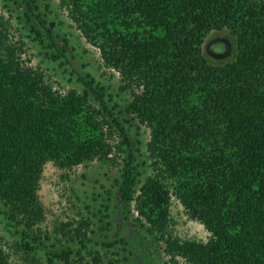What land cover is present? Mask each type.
Listing matches in <instances>:
<instances>
[{
  "label": "trees",
  "instance_id": "1",
  "mask_svg": "<svg viewBox=\"0 0 264 264\" xmlns=\"http://www.w3.org/2000/svg\"><path fill=\"white\" fill-rule=\"evenodd\" d=\"M61 3L99 49L105 66L120 74L122 90H136L129 113L151 131L152 173L142 183L137 168L146 163L134 166L138 158L131 153L129 134L96 92L94 80L80 78L82 93L57 92L42 72L21 66L9 45L10 22L0 14V200L30 229L39 225L38 192L46 165L72 169L95 160L114 162L104 132V124L113 122L131 147L117 181L122 207L128 212L135 204L167 256L187 264H264V0ZM26 7L34 17L30 3ZM41 17L35 18L44 24ZM225 30L236 37V56L213 65L202 47L210 33ZM50 38L52 57L59 61L54 51H63ZM117 149L126 153L122 146ZM173 197L210 233L207 242L173 235ZM75 224L78 250L58 252L52 246V262L71 264L76 254L77 264H128V257L107 261L95 250L84 255L92 244L91 219ZM42 234L35 241L48 250ZM31 245L24 241L28 250H38ZM0 264H12L1 247Z\"/></svg>",
  "mask_w": 264,
  "mask_h": 264
},
{
  "label": "rangeland",
  "instance_id": "2",
  "mask_svg": "<svg viewBox=\"0 0 264 264\" xmlns=\"http://www.w3.org/2000/svg\"><path fill=\"white\" fill-rule=\"evenodd\" d=\"M61 2L0 0V14L10 22L9 45L15 48V56L23 68L42 72L46 81L60 94H67L71 90L82 93L84 84L80 78L89 82L94 80L96 92L104 96L111 111L120 119V125L129 134L133 147L131 153L138 158L134 166L146 163L137 168L142 171L143 183L152 173L147 153L151 131L129 113L136 90H122L120 74L105 66L99 49L82 34L71 9ZM28 3L33 8L34 17L26 7ZM28 11L30 19L25 15ZM39 15L44 24L35 18ZM35 28L43 35L45 42H40ZM50 37L57 41L63 51V54L54 51L61 57L59 61L52 57L53 51L48 46L51 44ZM235 44L236 37L229 30L216 31L207 36L202 49L211 64L221 65L235 58ZM94 100L92 103L98 108L100 102ZM100 110L104 113L102 108ZM107 115L105 113L108 119ZM104 132L114 162L102 164L100 160H95L72 169H62L53 163L46 165L38 192L43 213L39 225L30 229L24 219L16 217L0 200V247L9 255L12 264H66L54 258L52 262L48 251L55 246L58 252L69 247L76 252L78 248L73 240V229L78 225L75 223L83 219H91L92 229V244L83 252L84 255L89 250H95L103 254L107 261L110 258L128 257V264H187L181 258L172 259L165 254L164 243L156 233L149 232L143 220L140 221L135 204L128 212L123 209L117 181L121 180L124 160L131 147L123 144L121 130L113 122L104 124ZM117 146H122L126 155L118 152ZM138 148L141 152L137 151ZM170 210V229L175 237L200 242L210 239V233L203 225L189 218L176 197L172 198ZM68 223L75 225L72 228L64 227ZM40 233H43L42 243L49 247L48 250L44 249L38 238L35 241L34 237ZM24 241L31 242V246L38 247V250H28L24 247ZM114 253L119 256L116 257ZM71 259V264H77L79 257L74 254Z\"/></svg>",
  "mask_w": 264,
  "mask_h": 264
}]
</instances>
